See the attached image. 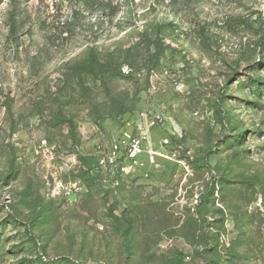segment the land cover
I'll list each match as a JSON object with an SVG mask.
<instances>
[{
  "label": "rangeland",
  "instance_id": "rangeland-1",
  "mask_svg": "<svg viewBox=\"0 0 264 264\" xmlns=\"http://www.w3.org/2000/svg\"><path fill=\"white\" fill-rule=\"evenodd\" d=\"M260 84L264 0H0V264H264Z\"/></svg>",
  "mask_w": 264,
  "mask_h": 264
},
{
  "label": "built area",
  "instance_id": "built-area-1",
  "mask_svg": "<svg viewBox=\"0 0 264 264\" xmlns=\"http://www.w3.org/2000/svg\"><path fill=\"white\" fill-rule=\"evenodd\" d=\"M146 135L140 138L125 136L116 139L108 148L106 156L100 158L98 167L105 173L128 175L129 169H142L145 164L142 156L145 153L144 141Z\"/></svg>",
  "mask_w": 264,
  "mask_h": 264
},
{
  "label": "trees",
  "instance_id": "trees-1",
  "mask_svg": "<svg viewBox=\"0 0 264 264\" xmlns=\"http://www.w3.org/2000/svg\"><path fill=\"white\" fill-rule=\"evenodd\" d=\"M80 5H82L83 8L88 9L90 11H93L97 8H102L105 7V3L107 0H76ZM14 24V23H13ZM14 28L16 26H13ZM159 47V48H158ZM158 50H157V58L156 61H159V57L158 54L160 55V53L162 52L161 47L158 45L157 46ZM79 73L85 74V75H90L93 77H97L99 78H104V77H113V78H121L123 77L122 71L120 70H116L115 67H111L108 64H101V62L99 61V59L94 55L91 54V58L89 60V62L87 63V65L82 67V70L79 71ZM259 87V86H258ZM257 90L259 92H264V88L260 87L257 88ZM54 124L56 125H62V124H67V126L69 127V130L71 132L72 138H74L76 136V125L74 124L73 121L71 120H62V119H57L55 120ZM41 261V260H40ZM42 262V261H41ZM184 259H183V254L180 253L178 255L176 264H183ZM52 264V263H51Z\"/></svg>",
  "mask_w": 264,
  "mask_h": 264
}]
</instances>
